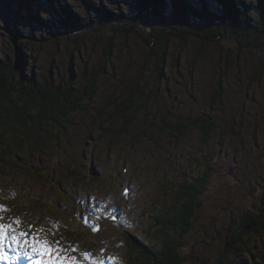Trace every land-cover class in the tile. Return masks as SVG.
Segmentation results:
<instances>
[{
    "label": "rangeland",
    "instance_id": "1",
    "mask_svg": "<svg viewBox=\"0 0 264 264\" xmlns=\"http://www.w3.org/2000/svg\"><path fill=\"white\" fill-rule=\"evenodd\" d=\"M26 1L7 0L8 6L0 1L1 60L15 54L17 40L26 44V39L13 37L10 26L24 32L28 22L36 25L24 13ZM250 12L258 21L257 9ZM219 29V40L209 37V42V31L191 29L193 34L181 37L169 32L173 47L169 49L168 41L163 75L157 61L148 58L153 55L145 42L125 36L124 31H116L120 36L115 38L108 33H71L60 40L46 31L35 33L36 39L24 33L33 43L28 46L35 63L31 67L40 72L41 82L50 79L56 85L58 79L67 78L72 60L75 67L107 63L108 68L98 74L105 73L99 88L81 90H92L96 102L88 97L87 110L76 115L70 127L55 129L54 137L49 131L38 133L39 129L27 147L1 159L0 224L11 223L17 232L28 233L29 240L58 241L62 255L74 264H128L134 253L122 233L159 243L164 232L158 222L161 210L168 209L185 182L197 184L212 166L208 182L202 183L206 186H193L200 218L182 238V254L197 258V264L233 261L234 251L228 252L224 239L213 238V230L207 233L206 227L216 218V223L238 222L264 199V32L247 30L239 38ZM111 42L108 59L103 49ZM6 74L19 82L14 65ZM137 82L145 90L143 100L138 93V100L129 104L135 108L129 113L117 111L116 106L129 103ZM144 103L142 112L137 111ZM205 114L216 122L209 136L198 124ZM118 206L121 211H116ZM16 264L30 262L20 257Z\"/></svg>",
    "mask_w": 264,
    "mask_h": 264
},
{
    "label": "trees",
    "instance_id": "2",
    "mask_svg": "<svg viewBox=\"0 0 264 264\" xmlns=\"http://www.w3.org/2000/svg\"><path fill=\"white\" fill-rule=\"evenodd\" d=\"M60 1L27 0L23 6L24 13L37 26L28 22L25 26L29 29L22 27L24 32L18 28L12 29L10 26L9 31L13 37L27 40L28 36L24 35L26 33L36 39L35 33L45 31L48 33L77 32L84 35H94L97 32L106 34L103 31L108 29L110 33L124 31L122 34L125 36L129 34L138 36L145 42L150 55H153L151 57L148 55V58L151 61H157V68L162 74L165 71V50L168 46L170 49L171 44L173 47L171 34L174 32L181 37L184 33L193 34L191 29L203 30L207 34L209 31L210 36L209 34L206 36L208 42L209 37L212 41L219 40L218 35L222 34L219 26L223 27V31L227 34L232 37L237 34L239 38L247 30L253 32L256 29L257 32H264V0H254L248 4L245 0H198L199 3L196 0L195 2L192 0H127L125 6L115 0H68L67 4ZM5 2L7 0H2V3L8 6ZM251 9H257L258 21L252 17ZM193 20L200 25L195 24ZM201 21L203 23H200ZM145 28L149 31L146 32ZM162 28H166L165 31ZM169 32L171 36L168 40L166 33ZM54 38L60 40L63 37L58 35ZM26 40V46L17 40L18 49L15 54L10 52L11 55L2 56V60L0 59V161L4 156L12 155L14 150L17 153L23 150L29 145L28 141L38 133L49 131V137H54L55 129L70 127L74 117L87 110L88 107L85 104H89L88 97H92V100L96 102L93 91L101 86L99 79L105 73L100 76L98 74L101 73L100 70L108 68L107 63L99 64L97 67H75L72 60L67 78L58 79L56 85L51 84L50 79L41 82L40 72L35 71L36 67H31L35 63L32 59V48L28 46L33 43ZM46 41L51 43L49 40ZM104 45L103 52H106V58H108L113 46ZM3 49L0 38V50L4 52ZM29 54H31L30 57ZM0 55H3L1 51ZM12 65L17 69L19 76V82L16 84L6 74L8 67ZM87 71L88 74L82 78L79 77L81 72ZM43 77L46 78V75ZM87 86L93 91L82 93L81 90ZM133 86L129 103L123 107L116 106L117 111L129 113L135 108L134 104L133 106L129 104L138 100V93H140L139 100H143L144 88L141 84L139 86L138 82ZM217 92L221 94L220 90ZM144 105L145 103L139 106L137 111L142 112ZM130 124L131 122L126 123V127L128 128ZM198 124L204 128L205 136H209V132L216 127V122L208 114H205ZM39 129L41 132L37 133ZM211 169L209 166L205 169L206 173L200 180L197 179V184L188 185L185 182L182 185L183 190L179 191V196L173 195L174 202L168 209L161 210L162 215L158 222L163 223L164 232L159 243L153 244L146 238L142 240L138 237L134 238L129 232L122 233L129 250L132 249L134 253V257L128 258V264H187L186 260H191L193 264L198 263L197 258L190 259L182 254L184 244L182 238L188 231L195 229V221L200 218L198 191L193 189V186H206L202 183L208 182L207 177ZM261 204L256 211L249 210L241 217L237 216L238 222L236 219L219 223L215 222L217 218L210 220L214 224L207 226L206 232L208 233L209 229L213 230V238H223L225 245L229 248L228 252L235 253L233 261L222 260L219 264H264V199ZM118 208L120 209V206ZM119 209L116 211L122 210ZM230 212L232 217L234 210L230 209ZM223 224L226 226L221 232L218 231ZM136 233L141 235L139 231ZM198 241L203 243L200 239ZM236 248L247 253L250 258H245ZM237 257H243V259L238 260Z\"/></svg>",
    "mask_w": 264,
    "mask_h": 264
},
{
    "label": "snow or ice",
    "instance_id": "3",
    "mask_svg": "<svg viewBox=\"0 0 264 264\" xmlns=\"http://www.w3.org/2000/svg\"><path fill=\"white\" fill-rule=\"evenodd\" d=\"M19 224V221H16ZM28 233L19 231L12 224H0V261L16 264L20 257L29 260L30 264H74L73 259L62 255L64 249L58 247L59 242L27 239ZM96 264H103L97 261Z\"/></svg>",
    "mask_w": 264,
    "mask_h": 264
},
{
    "label": "water",
    "instance_id": "4",
    "mask_svg": "<svg viewBox=\"0 0 264 264\" xmlns=\"http://www.w3.org/2000/svg\"><path fill=\"white\" fill-rule=\"evenodd\" d=\"M0 1H2V0H0ZM5 24H8L7 22H5ZM165 25V24H164ZM72 33V32H71ZM70 32H52V33H50L49 32V34L51 35V36H54V37H57L58 35L59 36H62L63 38H65L66 36L68 37V38H70V34H71ZM76 34H79V33H77V32H75ZM166 35H167V33H166ZM207 262H204L203 264H206Z\"/></svg>",
    "mask_w": 264,
    "mask_h": 264
},
{
    "label": "bare ground",
    "instance_id": "5",
    "mask_svg": "<svg viewBox=\"0 0 264 264\" xmlns=\"http://www.w3.org/2000/svg\"><path fill=\"white\" fill-rule=\"evenodd\" d=\"M104 33H108L110 36H112V37H116V36H120V34L119 33H117V32H113V33H110V30L108 29V30H105V31H103ZM91 34H93V33H91ZM100 34H103V33H100V32H98L97 34H94V35H100ZM171 35H169V33H167V37H168V40H169V37H170ZM109 41H112V40H109ZM112 46V42L110 43V47ZM149 55V54H148ZM162 75H163V73H162ZM146 210V209H145ZM97 214V213H96ZM109 261V260H108Z\"/></svg>",
    "mask_w": 264,
    "mask_h": 264
}]
</instances>
